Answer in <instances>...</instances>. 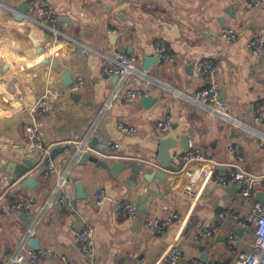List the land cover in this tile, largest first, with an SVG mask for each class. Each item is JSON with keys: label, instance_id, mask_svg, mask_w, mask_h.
<instances>
[{"label": "crops", "instance_id": "0c3cea01", "mask_svg": "<svg viewBox=\"0 0 264 264\" xmlns=\"http://www.w3.org/2000/svg\"><path fill=\"white\" fill-rule=\"evenodd\" d=\"M47 1L58 15V40L26 14L23 20L15 17L26 0H0V134L5 138L0 150V184L3 176L11 175L15 181L8 197L31 195L37 204H43L58 177L69 170L67 193L74 208L57 206L45 213L35 235L41 247L61 252L70 264H92L83 258L76 242L77 231L88 222L95 230L93 264H161L175 245L184 249L178 264H189L204 255L205 260L236 264L235 253L227 244L229 231L238 239L237 251L252 250L256 234L233 218L226 220L222 212L247 216L255 202L264 198V180L255 184L251 196H243L235 183H224L221 177L227 172L224 165L237 162L230 144L241 146L246 171L264 174V106L263 119H256L258 105L264 104V56L255 55L247 46L255 36L264 35V0L261 5L253 0ZM224 28L235 29L237 39H224ZM160 37L166 39L175 59L159 60L145 70V57L157 54L155 42ZM121 45L128 48L126 54L137 58L125 83L120 76L103 71L106 56H115ZM83 46L91 50L86 52ZM54 55L62 64L60 70L52 68ZM18 59L26 64L20 74L15 71ZM203 59L219 67L213 80L227 105L226 118L193 98L209 83L198 65ZM66 70L73 83L79 78L85 81L77 99L69 92L70 85L63 82ZM48 86L63 92L53 111L43 118L46 144L64 146L54 158L59 173L40 175L39 185L24 188L20 178L7 168L9 162L25 157L42 164L41 150L24 154L21 148L26 142V127L34 119L26 104L37 103ZM134 87L149 88L155 102L145 107L143 97L130 103L115 100L106 108L116 90ZM166 118L168 131L159 127ZM121 121L135 126L136 134L122 132ZM94 136L106 147L116 143L118 153L133 158L108 161L141 160L158 165L160 140L167 137L176 139V146L170 149L176 164L182 163L179 156L189 149H200L207 161L191 164L184 173L179 170L172 181L154 179L149 183L129 169L113 177L92 161L79 162L74 141L88 138L91 143ZM205 168L209 177L202 175ZM153 169L149 166V171ZM189 178L194 183L193 196L183 193ZM76 182L83 185L86 197L79 198ZM100 187L107 190L108 200L98 208L92 193ZM117 198L131 200L138 217L119 214ZM24 213L13 211L6 201L0 204V264H9L16 254L25 252L23 240L31 217ZM174 214L177 217L164 232L144 226L151 218L167 219ZM214 225L220 227L219 232L205 238L204 228ZM22 260V264H30L27 255ZM39 264L61 262L42 259Z\"/></svg>", "mask_w": 264, "mask_h": 264}, {"label": "built area", "instance_id": "2783aa9c", "mask_svg": "<svg viewBox=\"0 0 264 264\" xmlns=\"http://www.w3.org/2000/svg\"><path fill=\"white\" fill-rule=\"evenodd\" d=\"M28 4L27 18L36 23L37 25L49 30L53 33L55 38L58 40L61 32L55 26L59 19L57 12L53 5L46 0H26ZM256 5H261L263 0H253ZM110 33L113 30L109 31ZM221 36L228 40L234 41L238 37V33L233 28H224ZM248 49L255 55L264 56V35H258L252 38L248 44ZM83 50L89 52L91 48L83 46ZM155 50L160 60L165 62L174 61V55L171 48L165 38H158L155 42ZM108 59L107 64L104 66L103 71L107 75H118L121 77L122 82H127L129 76L134 72L135 62L137 58L133 55L118 52L115 56H106ZM199 68L203 75L209 80V83L201 88L193 97L202 106L210 108L215 114H219L223 117H228L226 113L227 105L221 96L220 87L213 78L219 71L218 65L210 59H203L198 62ZM25 60L18 59L15 62V71L20 74L25 70ZM148 85L150 82L147 83ZM85 85V81L79 78L73 84L69 86V92H79ZM63 92L61 89L48 86L42 95V98L33 105H27L31 110L34 119L33 122L28 124L25 130L26 142L25 146L21 148L24 154H28L36 149L41 150L43 155V161L47 165L45 174L53 175L58 174L59 169L55 163V159L51 156L53 146L47 145L45 142V122L43 118L53 111L55 104L62 96ZM150 95L149 88L134 87L129 89H118L116 90L106 108H111L115 100H122L130 103ZM22 100V98H21ZM24 102V101H23ZM264 104L258 105L256 109V119H263L262 108ZM159 127L163 130L168 131L170 129L168 120L159 122ZM119 129L128 134L135 135L137 128L135 126L128 125L124 122L119 123ZM96 131V129H94ZM5 141L3 135L0 134V150L1 144ZM264 143V141H263ZM74 147L78 154L89 153L98 156L105 160H132L133 158L127 157L117 152L118 145L111 143L105 149H100L96 145L90 143L89 139H77L74 141ZM229 150L236 155L237 162L232 164L224 165L227 168V172L221 177L224 183H235L240 188V193L243 196H251L253 188L258 181L264 180V174L255 175L245 170L242 167L244 161V155L239 144H230ZM68 151V148H67ZM180 161L183 163L180 169L181 173H184L190 168V165L198 162H206L207 158L202 154L200 149H189L184 151L179 156ZM217 165H222L218 164ZM203 177H209L210 171L208 169L202 170ZM69 170L58 177L56 187L52 190L49 197L44 201L43 204H37V200L31 195H17L8 197L10 188L13 186L14 177L11 175H5L1 179L0 184V204L4 201L8 202L9 207L16 212L24 211L29 213L31 217V226L27 231L26 236L23 240V247L25 248L24 253L16 254L9 262V264H22L23 256L27 255L30 264H39L42 259L59 260L61 264H70L66 255L59 251L51 248H34L29 245V241L35 237L37 227L40 225L45 213L53 207H60L63 209H73V201L67 193ZM194 183L189 178L187 179L186 185L183 189V193L186 195H194ZM108 200V193L104 187L96 189L92 193V201L98 208L103 207ZM116 210L119 214L125 215L131 219L138 217V209L135 204L126 198H117L115 200ZM222 216L226 220L234 219L240 225L247 229H253L256 234V242L252 250L237 251L235 246L238 239L234 231H229L227 236L228 248L235 253L236 264H264V202L256 201L251 212L245 216L240 217L234 213L225 210L222 212ZM177 217L174 214L171 218L162 219L154 217L147 220L144 224L145 228L151 229L157 232H164L170 225L172 219ZM220 227L218 225L206 227L203 230V236L205 238H212L218 233ZM76 242L81 250L82 256L85 260L94 263L96 258V242H95V230L91 223L86 222L76 234ZM184 249L181 245H175L172 247L165 257L162 259L161 264H178L183 258ZM189 264H228L222 260H203L202 258H194Z\"/></svg>", "mask_w": 264, "mask_h": 264}, {"label": "water", "instance_id": "95a60500", "mask_svg": "<svg viewBox=\"0 0 264 264\" xmlns=\"http://www.w3.org/2000/svg\"><path fill=\"white\" fill-rule=\"evenodd\" d=\"M19 13L15 14V17L17 19L23 20L25 14H27L28 11V4H25L18 9ZM128 48L125 46H119L117 49V52L126 53ZM160 58L156 54L154 56H148L145 57L144 62V69L149 70L150 67L156 63L159 62ZM52 68L54 70H60L62 69V64L59 61V58L57 55H54L52 60ZM65 85H71L73 83V79L71 76V73L69 70H66L64 73V80ZM73 98L77 99L80 94L78 92H74L72 94ZM142 102L145 105V107H150L154 102L155 98L151 95L144 96L142 98ZM176 139L174 137H167L162 138L160 140V147H159V155L158 159L160 163L158 165L150 163L149 161H137L133 163H128L125 161H108L102 158H99L96 155L89 154L87 152L82 153L80 155L79 162L80 163H86L87 161L94 162L97 166H102L108 170V172L113 176L117 177V175L126 169H129L132 174H135L139 179L145 180L149 183H152L154 179H161V180H168L172 181L178 173V171L182 168V163L176 164L172 153L170 151L171 148L175 147ZM91 144L97 145L100 149H105L106 145L99 143V137L94 136ZM64 146H56L52 150L51 156L53 158L56 157L58 153L63 152ZM42 164H39L38 159H31L28 157H25L22 159V161H11L8 164L7 171L14 173L16 178H20L21 186L24 188H30L33 189L37 185L41 183L39 180V176L45 174L47 170V165L44 163V161H41ZM41 165V166H40ZM149 166H153L155 169L149 171ZM38 170V173L36 174L35 171ZM139 179H137L139 181ZM76 185L78 187V196L79 198L86 197L85 190L83 188V185L80 182H76ZM153 185V184H152ZM153 188V186H152ZM154 192L159 193V191L156 189H153ZM261 201L264 202V198H259ZM25 216L29 217V213L25 212ZM29 245L38 249L41 247L40 245V239L38 237H34L29 241ZM6 255L11 254L10 251L5 252ZM206 255L203 256V260H205Z\"/></svg>", "mask_w": 264, "mask_h": 264}, {"label": "rangeland", "instance_id": "374dc122", "mask_svg": "<svg viewBox=\"0 0 264 264\" xmlns=\"http://www.w3.org/2000/svg\"><path fill=\"white\" fill-rule=\"evenodd\" d=\"M47 1V0H46ZM50 3V2H49ZM28 12V11H27ZM59 22V21H58Z\"/></svg>", "mask_w": 264, "mask_h": 264}]
</instances>
